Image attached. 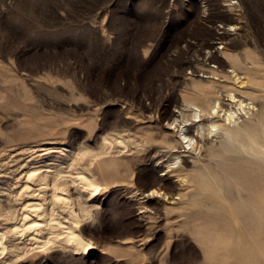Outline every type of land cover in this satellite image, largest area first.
<instances>
[{
    "label": "rangeland",
    "instance_id": "obj_1",
    "mask_svg": "<svg viewBox=\"0 0 264 264\" xmlns=\"http://www.w3.org/2000/svg\"><path fill=\"white\" fill-rule=\"evenodd\" d=\"M260 82L264 0H0V264H264ZM216 85L256 102L219 95L231 139L188 107Z\"/></svg>",
    "mask_w": 264,
    "mask_h": 264
},
{
    "label": "bare ground",
    "instance_id": "obj_2",
    "mask_svg": "<svg viewBox=\"0 0 264 264\" xmlns=\"http://www.w3.org/2000/svg\"><path fill=\"white\" fill-rule=\"evenodd\" d=\"M245 57V56H244ZM249 64V63H248ZM242 69V68H241ZM237 70V69H236ZM231 72V71H230ZM234 72H235V70H234ZM238 73H239V71H238ZM223 74V73H222ZM242 74V73H241ZM228 75V74H227ZM227 75H226V77H227ZM234 75V74H233ZM238 74H235V76H236V82L237 83H241V81H239L240 80V78L237 76ZM240 75V74H239ZM249 75V74H248ZM230 78H232V76L230 77ZM255 78V77H254ZM225 79V78H224ZM227 79V78H226ZM248 80V79H247ZM248 81H250V80H248ZM247 81V82H248ZM257 81V80H256ZM219 82H221V79H220V81ZM243 82H245V80H243ZM218 83V82H217ZM216 83V84H217ZM222 83V82H221ZM225 83V82H224ZM224 83H222V84H224ZM239 83V84H240ZM246 83V82H245ZM242 84V83H241ZM249 84H251L250 85V89H256L257 91H259V92H255V90L253 91V93H255L256 95H257V97H264V85H261V84H263V83H261L260 82V84H255V83H249ZM240 86V85H239ZM240 89V88H239ZM243 89V88H242ZM201 91V90H200ZM203 91H205V90H203ZM214 91L218 94V96H216L215 95V97H213V94H210L209 93V91L207 92H203V94H202V97H201V99H200V101H193V102H191L189 105H188V107L189 108H191L192 109V118H195L196 120L194 121V122H196V123H198L199 124V129H200V131L202 132V135L204 136V134H206L205 132L206 131H211L212 133H214L215 131L214 130H219V131H222L225 135H227L228 136V138H230L231 139V137H233V135L234 134H231V128L230 127H227L226 125H221V124H219V123H217V122H213V120H215V118H214V116L215 115H223V117H224V120L227 122V123H229V124H232L233 122H235V117H237L236 115H237V113L236 112H234L235 111V109H234V111H233V109H230V110H227V105H226V103H224V102H222V99H221V97H219V95H221L222 93H223V91H225L226 93H227V100H229L230 101V103L232 104H235V105H238L239 107H240V109L241 110H244V111H246V113L247 112H251L253 109L255 110V108L257 107L256 106V102H255V100L253 99V98H251L252 99V101L250 102V103H246V102H244V99H243V97L242 96H240V95H238L237 93L238 92H233V91H231V90H228L225 86H220V85H216L215 87H214ZM198 92V91H197ZM196 93V92H195ZM199 93V92H198ZM240 94V93H239ZM246 96V95H245ZM195 100V99H194ZM238 107V108H239ZM187 108V107H186ZM188 108V109H189ZM187 110V109H186ZM238 110V109H237ZM183 111V110H182ZM181 112V111H180ZM239 112H241L240 110H239ZM238 112V113H239ZM252 112H254V111H252ZM244 113V112H243ZM258 114V113H257ZM175 115V114H174ZM185 115V114H184ZM240 115V114H239ZM246 115V114H245ZM248 115V114H247ZM188 116V115H187ZM186 116V117H187ZM257 116V115H256ZM185 117V118H186ZM240 117V116H239ZM184 118V117H183ZM183 119V124H181L182 126H181V134L183 135L182 137L184 138V141L187 139L188 140V146H190L191 144H193V146L192 147H194V146H196V142H194V143H192V141L195 139L193 136H190V135H186L184 132H185V129L187 130V124H186V122H188V121H190L189 119ZM188 118V117H187ZM205 118L206 119H213L212 120V122L211 123H205L204 122V120H205ZM177 120V119H176ZM161 121V120H160ZM178 121V120H177ZM217 121V120H216ZM174 123H175V121H174ZM178 123V122H177ZM167 124V123H166ZM193 124V123H192ZM247 124V123H246ZM191 125V124H190ZM196 127H198V126H196ZM233 128H234V126H233ZM157 131V130H156ZM214 131V132H213ZM196 132H197V128H196ZM158 133V132H157ZM179 133V132H178ZM114 134V133H113ZM199 134H201L200 132H199ZM210 134V133H209ZM260 134V133H259ZM261 135V134H260ZM117 138V137H116ZM119 138V137H118ZM124 138V137H123ZM204 138H205V136H204ZM174 140V139H173ZM204 140V139H203ZM115 141V140H114ZM120 141V140H119ZM175 141V140H174ZM187 142V141H186ZM258 143L255 139H254V141H252V143ZM110 143V142H109ZM182 143V142H181ZM186 144V143H185ZM142 145V144H141ZM182 145H183V143H182ZM198 145V144H197ZM202 145V144H201ZM178 146V145H177ZM263 146V145H262ZM142 147V146H141ZM179 147V146H178ZM191 147V146H190ZM248 147V146H247ZM122 148V147H121ZM151 148V147H150ZM174 148V147H173ZM182 148V147H181ZM263 148H264V146H263ZM159 149V148H158ZM171 149V148H170ZM251 149V148H250ZM163 150V149H162ZM175 150V149H174ZM212 150H213V148H212ZM119 151H120V149H119ZM160 152V151H159ZM120 153V152H119ZM198 153V152H197ZM213 153H218V152H213ZM219 154V153H218ZM213 155H215V154H213ZM152 157V156H151ZM160 157V156H159ZM253 158V157H252ZM159 165V164H158ZM227 165V164H226ZM183 168V167H182ZM263 169V168H262ZM178 171V170H177ZM33 172H37L36 170L35 171H33ZM32 172V173H33ZM31 175V174H30ZM35 175V174H34ZM37 176H38V174H36ZM71 176V175H70ZM78 176H80V179L82 180V182L85 184V186H86V188H87V186L89 187V188H91V189H94V190H96L97 189V183H96V179L94 180V179H92V178H90L89 176H87V175H85L84 173H81L80 175H78ZM91 176H93V174L91 175ZM30 177V176H29ZM32 177V179H33V176H31ZM30 177V178H31ZM35 177V176H34ZM29 179V178H28ZM31 179V180H32ZM68 179V178H67ZM71 179V178H70ZM74 179H76V178H74ZM34 180V179H33ZM58 180V179H57ZM36 181V180H35ZM39 180H37V182H38ZM79 181V180H78ZM74 183H75V181H73ZM27 185V184H26ZM53 185H55V188L57 189V188H59V186H60V184L58 183V182H56L55 183V181H54V184ZM52 185V187H53V189H55L54 188V186ZM65 186V183H61V186ZM30 186V185H29ZM82 186V185H81ZM83 187V186H82ZM100 187V186H99ZM33 188V187H32ZM39 189V188H38ZM55 189V190H56ZM90 189V190H91ZM42 190V189H41ZM154 190V189H153ZM29 191V190H28ZM28 191H26V192H28ZM31 191V190H30ZM34 191V190H33ZM54 191V190H53ZM99 191V190H98ZM61 192H63V191H61ZM65 192V191H64ZM94 192V191H93ZM39 193V192H38ZM44 193V192H43ZM46 194V193H45ZM153 194V193H152ZM31 196V195H30ZM54 197H56L57 199H58V201L60 202V203H62V201L65 199L64 197L65 196H61V194L60 195H58V194H55L54 195ZM45 198V197H44ZM57 199H56V202H57ZM29 200V199H28ZM40 200V199H39ZM46 200V199H45ZM66 200V199H65ZM31 202V201H30ZM55 202V201H54ZM42 203V202H41ZM39 201L37 202H31V203H29L28 204V206L29 207H31V209L34 211V212H36V214H38V215H41L42 214V216L41 217H43V214H45L46 212L45 211H43V205L41 204ZM64 203V202H63ZM27 205V204H26ZM27 206V207H28ZM29 207H28V209H29ZM27 209V210H28ZM30 210V209H29ZM43 212H45V213H43ZM54 212V211H53ZM25 214V213H24ZM24 214H23V216H24ZM35 214V213H34ZM48 214V213H47ZM26 215V214H25ZM37 215V216H38ZM35 216V215H34ZM46 216V215H45ZM30 217H31V215H30ZM30 217H28V218H30ZM40 217V218H41ZM27 218V217H26ZM39 218V217H38ZM41 219H43V218H41ZM45 219V218H44ZM71 219V218H70ZM72 219H74V221L75 222H80V221H78L76 218H72ZM27 220H29V219H27ZM38 220V219H37ZM46 220V219H45ZM45 220H43V221H45ZM31 221V220H30ZM42 221V222H43ZM28 222V221H27ZM54 222V221H53ZM24 223L26 224V221L24 220ZM69 223V222H68ZM43 224L44 223H42L41 224V222L40 221H34V222H31V224H29L28 226V230H31L32 231V229L34 230V229H36V228H39V227H41V226H43ZM65 224V223H64ZM71 224V223H70ZM69 224V225H70ZM22 225V224H21ZM50 225V224H49ZM54 225V224H53ZM23 226H24V224H23ZM51 226V225H50ZM62 226V225H61ZM74 226V225H73ZM20 226H17V227H13L14 228V230H13V232L14 233H23L22 232V230L19 228ZM25 227V226H24ZM27 227V226H26ZM44 227V226H43ZM42 227V228H43ZM47 227H49V226H47ZM77 227V226H76ZM12 228V229H13ZM45 228V227H44ZM67 228H69V230L67 229V231L69 232V234H70V240L73 242V244L72 245H75V248H76V250L77 251H79L80 253L82 252V253H87L91 248H93L94 246H93V244L91 243V242H89V241H86V240H84L83 238H82V236L80 235V233H78L77 231H74V229H72V228H70V227H67ZM22 229H23V227H22ZM45 229H51V227H49V228H45ZM37 231H39V229H36ZM40 230H42V229H40ZM66 230V229H65ZM23 231H25V230H23ZM36 231V232H37ZM43 231V230H42ZM1 232V231H0ZM33 232V231H32ZM34 232H35V230H34ZM51 232V231H50ZM56 232V231H55ZM3 233V232H2ZM2 233H0V249H2V247H1V245H2V242H3V236H2ZM20 233V234H21ZM26 233H27V231H26ZM29 233V232H28ZM38 233V232H37ZM48 233V232H47ZM25 234V233H24ZM30 234H31V232H30ZM40 234V233H39ZM61 234V233H60ZM23 235V234H22ZM40 236V235H39ZM52 236V235H51ZM31 238H32V236H30ZM34 238H35V234H34ZM33 238V239H34ZM35 239H37V238H35ZM41 239H43L44 240V238H41ZM38 240V239H37ZM55 240V239H54ZM34 241V240H33ZM49 241H50V239H49ZM48 240L47 241H45V242H49ZM39 244V243H38ZM51 244V243H50ZM40 245V244H39ZM49 245V244H48ZM47 245V246H48ZM40 246H43V244L41 243V245ZM40 246H39V248H40ZM45 246V245H44ZM71 246V245H70ZM46 247V246H45ZM44 248V247H43ZM75 251V250H74ZM79 253V254H80ZM231 253V252H230ZM238 259V258H237Z\"/></svg>",
    "mask_w": 264,
    "mask_h": 264
}]
</instances>
